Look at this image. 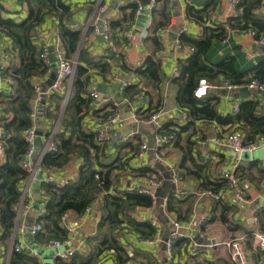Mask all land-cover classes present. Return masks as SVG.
<instances>
[{
	"label": "crops",
	"instance_id": "obj_1",
	"mask_svg": "<svg viewBox=\"0 0 264 264\" xmlns=\"http://www.w3.org/2000/svg\"><path fill=\"white\" fill-rule=\"evenodd\" d=\"M39 1L0 0V15L3 18L21 21L28 16L31 7H33V10L36 9ZM62 1L69 7V15L64 20L69 23L72 29L81 31L82 40L80 46L84 45L88 54L92 57H111L108 73L105 75H99L96 72L90 73V82L86 89V94H84V97L88 99L87 108H82L81 113L83 115L80 120L81 128L85 132L93 131V115L102 109L88 97L87 92L90 88L95 89L100 95L108 96L114 103L112 106L114 105L118 109L120 116L124 107H120V102L117 101L114 95H122L126 104L125 106L128 109L127 118L131 117L132 120L129 127H140L143 131H149L150 128L154 129L153 124H137L135 122V116H138L136 110L139 107H141V112H146L142 117H148L155 111L163 110L164 113L160 116V124L169 122V117L180 115V107H178L176 101L178 85L172 79L180 73L179 60L190 56L195 48L193 46L194 50L189 55L178 53L174 46L175 33L176 36L185 34L189 37L198 38L202 35L204 27L216 29L217 26H224L226 28L225 37L221 40L212 41L205 55L204 63L211 68H215V64L223 58L232 57L234 58L236 69L239 72L246 73L243 80L254 77L255 71L259 68V63H264V45L256 42L250 30L239 29L230 25L231 21L229 20L233 17H239L241 14V9L235 5L233 6L231 0H156L155 8L151 13L148 11L142 13L144 7L147 5V0ZM132 6H142V11L137 15L135 14L134 17H130ZM187 7H191L192 11L201 18L198 22L188 15ZM41 14L42 19L32 32V43L41 50L46 47L49 51L51 47L54 48L56 43L61 44L60 37L58 36V17L53 9H48L47 7L41 8ZM102 16L104 20L116 23L111 28L109 40L103 38L104 41L97 39L95 37L96 33L92 31L87 33V29L97 24L98 19ZM252 16L264 22V2L261 6L259 4L252 9ZM148 21L151 23L152 29L158 22H163L158 27L160 29L155 33L160 45L158 49H156L153 42L152 32L150 34L149 31L146 37L142 35L147 30L146 25ZM184 27H186V30H184ZM126 32L131 33L129 38L125 37ZM4 53L10 56L7 69L12 70L13 67L19 66V59L12 48L9 38L0 32V61ZM149 56L157 59L161 64L162 79L159 84V90L145 85L144 81L133 70L135 67L141 65ZM123 63L128 66V70L122 68ZM47 75L33 76L30 81L33 85H41L48 79L49 75ZM262 76L264 77L263 73ZM8 77L9 74H4V71L0 73V86L3 89L7 88L6 79ZM72 79L63 81L60 88L55 91L59 95H63V98L59 102V110H57L58 119L56 122H51L53 121L52 118L50 120H46L45 118V121L42 117L37 119L35 128L36 131L40 132V135L38 133L37 135L42 144H44L47 138L45 135L46 130H56L59 125V120L63 116L67 105ZM224 79L225 77L219 74L214 81H207L211 85H219ZM99 83L104 85L103 92L97 90L102 88L97 87ZM124 83L126 86L137 85L142 91L146 92L143 95V99L140 100L138 95L134 100H128L124 96V88H122ZM48 92L46 91L45 93L43 104L48 105L50 103L52 105V112H55L54 107L56 102L49 101ZM6 95L9 94L3 90L0 93V100L3 101V97ZM207 95L218 97L216 99V107L222 116L234 113V104L239 103L243 99L256 100L258 107L264 109V96H259L256 93H250L247 98H240L237 95H230L225 89L212 88ZM156 106L157 108H155ZM0 115L1 117L5 116L9 118L12 116L4 102L0 103ZM66 118L70 119V115H66ZM124 125L123 120L120 119L119 121L110 123L107 126L108 128H106L109 130L108 134H110L111 142L108 144V147H105V155L101 158L102 161L110 163L119 158L121 162L125 163L123 167L121 166L122 168L118 167L113 171L112 188L117 190L125 189L129 184L140 181L142 177H149L153 174L156 175V173L164 177L162 170L154 166L150 160V155L147 152L149 143L147 135L138 130L131 129L132 135L125 142L120 141L119 137L124 135L122 132ZM234 125L229 123L222 124L216 121L196 120L191 125V128H189L192 131L190 140L192 141V150L196 162L207 166V174L211 179L216 177V171L220 167L223 166L224 169L229 170L235 162H239L238 166L241 167V170L243 169L248 173L247 176L243 174L239 177L244 186V200L238 202L235 199L233 190L228 187L225 180V188L222 189V193L218 197H214L209 193H204L206 190L200 187L197 179L189 176L185 178L181 177L177 171L180 152L174 148V141L171 145L158 152H156L155 147L152 159L166 163L167 171H170L179 179L175 182V190L164 199L163 213L168 219L169 225L168 227H163L158 222L157 212L154 210V207L147 210H138L134 214L137 220H149L150 223L152 220L155 221L154 227L156 228V232L154 235H157L159 242L154 245H147L141 240L144 238L140 237L137 233H123L120 236V240L128 252L129 260L126 263L146 264L147 262H151L152 264H170V262H179L181 264H231L229 250L224 242L232 237L245 235L244 247L248 256L247 264H264V250L254 249L251 238L253 231L264 232V228L261 229V223L258 220V213L264 210V176L262 177L256 171V168L250 169L248 166L253 161L257 162V168L264 167V142L255 151L238 155L235 151L220 144L218 141V138L231 128H238ZM239 130L244 135L243 130L240 128ZM181 134L183 135L185 132ZM134 135H137L136 137L139 140L137 151H134L132 147L136 141ZM142 143H146L147 148L142 151V156L138 157L137 153L141 151L140 145ZM42 146H36L35 151L37 152V156L34 158H37L42 153ZM2 160L0 159V162ZM81 164L82 157L73 153L70 154L69 160L63 167L52 169L49 173L57 183L70 180L77 176ZM141 168L146 170V174L140 175L138 173V170ZM149 168L152 172L149 171ZM40 182L41 180L35 183L34 176L31 180L28 178L24 184V189L28 187L32 197L35 194V188L38 187L40 204H37L32 199V201L26 203V205H29V208H21L17 222L18 228L12 234L8 246L3 247L0 245L2 249L0 264L9 263L10 251L15 239L16 243L22 245L21 251L24 253L30 255V249L37 251L38 256L34 257L37 259L38 264H45L43 253L50 255L52 258L53 253L57 250L56 247H45L46 241L37 242L35 236H31L30 232L26 234L25 229L27 228L29 231L33 221L44 211L45 201L39 187ZM170 195L175 199L176 205L174 210L167 211L165 204ZM98 205L99 201H94L88 214L82 213L78 215L71 211V219L78 225V230L71 238V243L65 246V248L73 249L79 243L84 242L86 249H88L87 240L95 235L100 218ZM174 217L183 223L189 220L200 222L201 231L196 233L193 231V227L186 228L190 237L172 239V256L168 257L165 248H163L162 237L164 234L162 233H165L167 230L171 231V228L175 229L171 221ZM21 225L24 227L22 232L19 231ZM194 243L207 245L197 247L193 251L192 246ZM65 248L63 246L58 247L59 250ZM52 264H56L53 259ZM103 264L115 263L110 259H106Z\"/></svg>",
	"mask_w": 264,
	"mask_h": 264
},
{
	"label": "trees",
	"instance_id": "obj_2",
	"mask_svg": "<svg viewBox=\"0 0 264 264\" xmlns=\"http://www.w3.org/2000/svg\"><path fill=\"white\" fill-rule=\"evenodd\" d=\"M263 2L264 0H238L235 6L241 9V14L239 17L231 18L229 20L231 21L230 25L239 29L254 30L257 37L264 31V22L252 16V9L259 4L261 6ZM42 7L53 9L56 12L58 36L66 57L76 60V67L66 108L52 137V140L57 144V150L46 151L41 157L39 167L42 172H51L52 169L63 167L69 160L70 154L73 153L82 157V164L79 166L77 176L67 180L64 185L41 180L39 187L45 201L44 211L36 219L42 222L43 230L35 235V240L47 242L49 239H64L66 232L61 226L60 216L66 211H73L81 215L86 207L94 201H99L100 218L95 235L87 240L89 245L87 251L75 252L68 260L58 258L55 263L103 264L106 259H110L115 264H125L129 257L120 236L126 232H135L142 238L152 237L155 234L156 228L152 226L149 220H137L134 214L137 210H147L154 207L156 196L154 194L155 197L153 198L149 194L139 193L136 190L112 188L113 171L118 167H123L125 163L121 162L119 158L110 163L103 162L101 158L105 155V147L97 142L94 131L85 132L81 128L80 120L83 115L81 111L83 107L87 108L88 103L84 94H86L90 82V73L96 72L99 75L108 73L111 57H92L84 45L78 49L81 31L72 29L69 23L64 20L69 15V7L62 0H40L34 9L36 11L31 7L28 16L21 21L3 18L0 15V32L9 38L19 59V66L4 71V74H9L15 80L14 93L4 96L3 101L0 100V103L4 102L12 114L10 118L3 116L0 119V126L5 131L2 138L5 157L0 162V245L7 247L10 242L15 224L18 222L24 184L29 178L28 172L20 165V160L28 149L22 132L27 127L35 125L39 117H42L44 121L45 118L46 120L52 118L53 121L51 122L55 123L58 119L59 102L63 98V95L49 91V101L56 102L55 112H52L50 103L44 105L43 102H40L33 115L32 103L36 97V91L30 80L33 76H46L51 72L50 64L40 57L41 49L32 43V32L42 19ZM136 10L137 6L131 7L130 17L135 16ZM187 13L197 22L201 19L192 11L191 7H187ZM162 23L158 22L154 26L151 35L156 49L160 45L156 34L153 32ZM109 25L113 28L116 23L111 21ZM225 30L224 26H217L216 29L204 27L202 35L198 38L189 37L185 34L179 36L182 43L190 44L195 48L190 56L179 60L180 73L172 79L178 85L176 95L178 107L186 110L189 118L185 123L169 120L160 128V132L174 136V148L180 152V160L177 166L178 174L184 178L189 176L197 179L200 187L212 194L224 189L225 181L211 179L207 174V166L196 162L190 140L192 131L189 130L194 121L208 120L222 124H235L244 132V143L253 141L257 135L264 136V109L258 107L256 100L243 99L238 103V111L222 116L216 107L218 97L207 95L197 98L193 95V90L201 77L214 81L221 74L233 83L247 82L253 78L264 81L262 76L264 63H259V68L255 71L254 77L246 80H243L246 73L236 69L232 57L223 58L215 64V68L204 63L205 55L212 41L223 39ZM91 31L93 32V27L87 29V33ZM122 68L129 69L125 63L122 64ZM133 70L144 81L145 85L159 90L162 70L157 59L149 56ZM145 93L137 85H127L124 88V96L130 101ZM136 112L138 117H142L146 113L141 112V107ZM66 115H70V119L66 118ZM50 132L47 129L45 135L48 136ZM182 132L185 134L182 135ZM42 135L44 134L42 133ZM136 136L134 135L135 145L132 146L134 151H137L139 146V140ZM182 140L183 142H181ZM159 150L161 149L158 148ZM248 166L250 169L256 168V171L262 177L264 176V167L257 168V162L252 161ZM138 171L140 175L146 174V170L143 168ZM149 171L152 172L150 168ZM236 173L238 177L248 174L245 170H241L240 166L237 167ZM174 200L172 195L168 197L165 204L167 211L174 210L176 205ZM258 216L261 229H263L264 210H261ZM222 218L225 219L224 216ZM15 243L16 239L14 240ZM29 263L38 264V261L34 256L32 257L23 251L12 250L9 264ZM146 264L152 263L147 262Z\"/></svg>",
	"mask_w": 264,
	"mask_h": 264
},
{
	"label": "built area",
	"instance_id": "obj_3",
	"mask_svg": "<svg viewBox=\"0 0 264 264\" xmlns=\"http://www.w3.org/2000/svg\"><path fill=\"white\" fill-rule=\"evenodd\" d=\"M155 1L156 0H149V3L145 6L147 11L151 13L154 8H155ZM238 0H231V4L234 6ZM121 6V5H119ZM142 11V6H137L136 10V15L139 14ZM147 30L142 33L144 37H146L151 32L153 31L151 23L146 25ZM160 28H156L153 33H156L157 30ZM184 30H186V27H184ZM93 33L96 34H102L103 38L105 40H109L111 36V27L109 25V22L104 20L103 25L99 27L97 24L93 25ZM251 35L255 38L256 42L258 44L264 45V31H262L257 37L255 36L256 33L254 30L250 31ZM130 32L125 33V37L129 38L130 37ZM174 46L176 48V51L182 55H189L193 50V46L182 43L179 40V36L176 37L174 41ZM48 49L46 47L42 48L40 57L47 63H49L48 60ZM53 54L56 57V67H57V76L56 79L54 80L53 84L51 87L47 89V91H56L58 88H60L61 84L63 81L66 80H71L74 76L75 73V67H76V60H71L66 57L65 51L60 43H56L54 48H53ZM10 56L7 53L2 54V58L0 61V73L5 71L7 69V64ZM1 80V78H0ZM6 85L7 88L3 89L0 86V93L6 91L9 95L14 93V86H15V80L13 77L9 76L6 79ZM126 84L124 83L122 85V88H125ZM243 86H246L247 88L254 89V90H262L264 91V81H260L256 78H253L247 82H241V83H233L228 79H224L221 84L219 85H211L206 78H200L198 79L197 85L195 89L193 90V95L197 98H202L208 94V92L212 89H225L226 91H233L237 90ZM35 91H36V97L33 100L32 103V108H33V115L35 113V110L37 108V105L40 103V94H41V85H34ZM50 89V90H49ZM203 89L201 94L199 95V91ZM40 93V94H39ZM88 97L92 102L97 104L99 108H102L98 114L93 115V122H94V128L93 131L95 133V137L97 142L102 146V147H108V144L111 142V137L110 134H108V131L106 128L107 126L114 122V121H119L121 119L120 113L114 105L110 98L106 95H100L95 89L90 88V90L87 92ZM139 99H143V95H139ZM234 110L238 111L239 110V104L235 103L234 104ZM163 110L155 111L150 116L148 117H138L135 116V122L137 124H142V123H149L154 125V133H155V142H156V152H158L159 149H163L169 145L172 144L174 140V136L172 134H168L165 132H160V128L162 124L159 123L160 121V116L163 114ZM179 113L180 115H176L175 117H169L168 120L174 121V122H181L185 123L189 116L186 110H183L182 108H179ZM1 119V115H0ZM235 126V125H234ZM236 127V126H235ZM55 130L51 131L50 134L47 136L45 139V142L42 146V153L38 155L37 158L33 157V154L35 152V139L38 137L36 133V128L35 125H31L30 127H27L26 129L23 130L22 136L25 140V142L28 144V149L25 152V154L22 156L20 160V165L23 169H25L28 174H29V179L31 180L37 170H41L39 167V163L41 160L42 155L46 151H56L57 150V144L52 140L53 134ZM5 135V131L0 126V159H4L5 157V149H4V144H3V137ZM132 134L127 135V136H120L119 139L121 142H125L127 138H129ZM218 141L220 144H223L227 146L228 148L232 149L235 151L238 155L242 153H248V152H253L260 146L261 143L264 142V136L262 135H257L253 141H249L247 143H244V135L239 128H231L229 131H227L225 134H223L220 138H218ZM147 148L146 143H142L140 145L141 151L137 153L138 157L142 156V151ZM239 162H235L232 166L231 169L227 170L224 169V167H220L216 171V177L214 179H218L219 181L221 179L225 180L227 182V185L229 188H231L234 192V197L235 199L240 202L244 200V186L242 184V180L239 179L237 176L236 170L238 167ZM46 176L43 178V181L45 182H51V183H57L56 181L53 180L51 177L49 171H43ZM173 176V180L176 182L178 181V177L176 175ZM164 181V177L157 174H153L149 177H142L140 181L134 182L129 184L125 189L127 190H136L139 193H146L152 196H154L153 188L157 187L162 184ZM66 181H61L58 182V185H64L66 184ZM222 190H220L216 194H212L208 191L204 193H209L210 195L214 197H218ZM33 197L30 191L28 190V187L26 189H23L22 191V196H21V202L19 209L21 208H29V205H26V203L32 201ZM92 205V204H91ZM91 205L86 207L84 210V214H88L91 209ZM19 210V214H20ZM141 210V209H140ZM138 211V210H137ZM136 211V213H137ZM19 217V216H18ZM172 224L174 226V231L170 234L168 239L165 241V251L168 257L172 256V239L177 238V237H190L189 232L186 231V228L193 227V231L196 233H199L201 231V224L200 222H196L193 220H189L186 223H183L179 221L176 217L171 219ZM60 223L63 229L66 232V237L64 239H49L45 243V247H56V252L53 253L52 259L53 261H56L58 258L68 260L75 252H85L86 245L84 242L79 243L78 246L74 247L73 249L65 248V246L69 245L71 243V238L76 234L78 230V225L72 221L71 219V211H66L60 216ZM152 226H154L156 223L155 221H151ZM18 228V227H17ZM24 227L21 225L19 227V231H23ZM43 230V225L40 220L35 219L33 221V224L29 228V232L31 236H35L37 233L41 232ZM251 238H252V247L254 249H261L264 250V232L260 231H253L251 233ZM145 244L147 245H154L159 242L157 235H153L152 237L144 238L141 239ZM244 242H245V235L237 236V237H232L231 239L227 240L224 242L225 246L229 250V255H230V263L231 264H247V253L244 247ZM207 244H201V243H194L192 246V250L195 251L197 247L200 246H206ZM63 246L65 249L59 250L58 247ZM22 245L20 243H15L12 248L14 251H21ZM126 250V249H125ZM127 251V250H126ZM2 253V249L0 248V254ZM29 254L31 256H38V253L34 249H30ZM128 255V252H127ZM9 264V263H8ZM126 264H133V263H126ZM170 264H181L179 262H170Z\"/></svg>",
	"mask_w": 264,
	"mask_h": 264
},
{
	"label": "rangeland",
	"instance_id": "obj_4",
	"mask_svg": "<svg viewBox=\"0 0 264 264\" xmlns=\"http://www.w3.org/2000/svg\"><path fill=\"white\" fill-rule=\"evenodd\" d=\"M146 11H147V9H146V7H144L142 13H145ZM114 97L117 99V101L120 102V107H124V110L121 111V120H123V122L125 124L124 128L122 130L123 134L124 135H130L132 133V132H130V130L132 129V130H138L139 132H142L143 134L147 135L148 140H149L147 152L150 155V160L152 161L154 166H159V169L162 170V174L165 177L163 184L158 186V187H154L152 190L156 196V200L154 203V210L157 212V220L163 227H168L169 221L163 213L164 199L166 197L165 198H163V197L165 195L170 194L172 191H174L176 184H175V181L172 179L173 178V176L171 175L172 173L170 171L169 172L167 171L166 164L164 162L156 161V160L152 159V153L156 147L154 129L152 130L150 128L149 131H143L142 128H140V127L139 128H136L134 126L129 127L130 123H132V120H131V117L127 118L128 109L125 106L126 104L124 102V99H123L122 95L116 94V95H114ZM133 132H135V131H133ZM257 150H259V149H257ZM43 174H41L40 170H37V172H36L37 178L35 175V183L39 182V180L41 179ZM25 230H26V234H29L28 229L26 228ZM172 231H174L173 228H171V231L167 230V231H165V233H162V234H164V238H167ZM163 248H164V246H163Z\"/></svg>",
	"mask_w": 264,
	"mask_h": 264
},
{
	"label": "water",
	"instance_id": "obj_5",
	"mask_svg": "<svg viewBox=\"0 0 264 264\" xmlns=\"http://www.w3.org/2000/svg\"><path fill=\"white\" fill-rule=\"evenodd\" d=\"M149 3V0H147L146 4ZM103 22H104V17H100L97 21V25H99V27H101L103 25ZM175 37H174V40L176 39V33L174 34ZM95 37L101 41H104L103 39V36L102 34H96ZM81 40H82V37L79 41V44H78V49L80 48V45H81ZM48 59H49V62H50V67L52 68V71L51 73L49 74V77L48 79L43 82L41 84V94H40V102H43L42 99H44V96H45V92L46 90L51 87V85L53 84L54 80L56 79V76H57V67H56V57L54 56L53 54V47H51L49 49V53H48ZM97 87H102L101 89H97L99 92H103L104 91V85H102L101 83H99L97 85ZM230 93V95H237L239 96L240 98H247L248 95L250 93H256L257 95L259 96H264V91L262 90H254V89H250V88H247L246 86H243L237 90H233V91H228ZM154 128V127H153ZM36 133H38L40 135V132L36 131ZM35 145L38 147L39 146H42L43 144L41 143V141L39 140V137H37L35 139ZM37 156V152L35 151L34 154H33V157H36ZM166 164V163H165ZM159 167V166H157ZM41 171V170H40ZM41 174H43V172L41 171ZM172 175V174H171ZM46 174L44 173L41 177L40 180H42L43 178H45ZM36 178H37V175H36ZM164 180H165V177H164ZM164 182V181H163ZM163 184V183H162ZM176 184V183H175ZM167 195H165L163 198H165ZM33 199L34 201L37 203V204H40V195L38 193V187L35 188V194L33 196ZM20 210V209H19ZM16 227H17V222L15 224V228H14V231L13 233L15 232L16 230ZM168 238V237H167ZM167 238H164V236L162 237V244L164 245V248H165V244L164 242L167 240ZM43 256H44V261H45V264H52V258L50 255H46L43 253Z\"/></svg>",
	"mask_w": 264,
	"mask_h": 264
},
{
	"label": "clouds",
	"instance_id": "obj_6",
	"mask_svg": "<svg viewBox=\"0 0 264 264\" xmlns=\"http://www.w3.org/2000/svg\"><path fill=\"white\" fill-rule=\"evenodd\" d=\"M203 91V89H201L198 93H199V95L201 94V92Z\"/></svg>",
	"mask_w": 264,
	"mask_h": 264
}]
</instances>
